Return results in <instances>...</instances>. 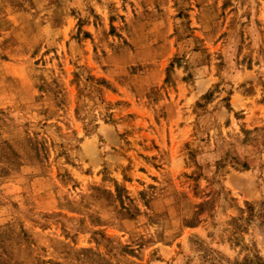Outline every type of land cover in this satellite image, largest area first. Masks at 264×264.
Returning a JSON list of instances; mask_svg holds the SVG:
<instances>
[{"label": "rangeland", "instance_id": "obj_1", "mask_svg": "<svg viewBox=\"0 0 264 264\" xmlns=\"http://www.w3.org/2000/svg\"><path fill=\"white\" fill-rule=\"evenodd\" d=\"M0 264H264V0H0Z\"/></svg>", "mask_w": 264, "mask_h": 264}]
</instances>
